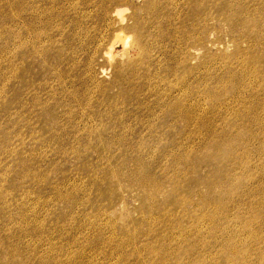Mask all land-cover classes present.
I'll list each match as a JSON object with an SVG mask.
<instances>
[{"label": "rangeland", "instance_id": "1", "mask_svg": "<svg viewBox=\"0 0 264 264\" xmlns=\"http://www.w3.org/2000/svg\"><path fill=\"white\" fill-rule=\"evenodd\" d=\"M0 264H264V0H0Z\"/></svg>", "mask_w": 264, "mask_h": 264}]
</instances>
